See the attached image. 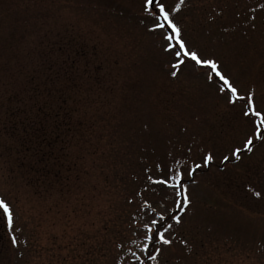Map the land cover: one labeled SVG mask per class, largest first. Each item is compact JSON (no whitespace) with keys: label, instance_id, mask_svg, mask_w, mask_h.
I'll list each match as a JSON object with an SVG mask.
<instances>
[{"label":"rangeland","instance_id":"rangeland-1","mask_svg":"<svg viewBox=\"0 0 264 264\" xmlns=\"http://www.w3.org/2000/svg\"><path fill=\"white\" fill-rule=\"evenodd\" d=\"M161 2L187 46L264 113V0ZM143 3L0 0V199L14 215L11 230L0 217V264H264V141L232 158L253 138L252 120L191 62L171 67ZM63 44L79 64L70 105L86 113L75 95L91 96L95 124L41 158L21 125L34 104L28 76L40 48ZM50 58L67 57L42 60ZM206 155L209 166L188 175ZM169 170L190 194L183 214L173 213L170 189L147 182ZM145 204L181 216L168 220L171 244L156 245V260L140 250L152 218Z\"/></svg>","mask_w":264,"mask_h":264},{"label":"snow or ice","instance_id":"snow-or-ice-1","mask_svg":"<svg viewBox=\"0 0 264 264\" xmlns=\"http://www.w3.org/2000/svg\"><path fill=\"white\" fill-rule=\"evenodd\" d=\"M180 3L183 4L184 0H180ZM142 10L153 20V27L150 30L159 33L162 42H166L161 45L162 51L174 57L171 67L179 70L181 66L187 67L189 62H191L193 67L205 74L206 79L210 83L216 84L218 92L228 96L230 104L235 106L239 103L244 109L242 115L252 120L254 124L253 138L247 139L242 147H237L232 152V158L239 161L242 154L252 151L256 140L264 141V113L255 108L254 95L251 93L241 95L231 80L222 73L218 63L212 59L202 58L198 52L191 50L187 46L182 36V30L175 24L172 13L166 9L161 0H144ZM175 11L178 12L179 7ZM172 75H177V72L173 71ZM212 159L211 155L204 156L202 163H196L195 167L189 170L187 174L192 175L197 169L208 167ZM229 159L230 157L228 156L224 157L225 162ZM162 177L153 178L152 176H148L147 182L151 185L163 186L166 189H170L173 193V203L175 205L173 213L177 211L181 214L185 213L191 205V199L188 189L184 186L183 174L180 171L169 170L168 173L162 172ZM144 207L152 213V218L144 224L145 246L140 250L141 252L148 253L149 259L156 260L160 251L156 245L167 246L171 244V240L166 238L165 235L173 227L171 223H168V220L179 224L181 216L175 214L169 216L157 215L152 205L145 204ZM0 217L4 219L7 227L11 230L14 223L13 211L11 206L3 199H0ZM13 243H16L14 239ZM149 244L152 246V250L149 249ZM153 251L156 254H153ZM133 256H135V253H133ZM136 260L139 261L140 258L136 257Z\"/></svg>","mask_w":264,"mask_h":264},{"label":"trees","instance_id":"trees-1","mask_svg":"<svg viewBox=\"0 0 264 264\" xmlns=\"http://www.w3.org/2000/svg\"><path fill=\"white\" fill-rule=\"evenodd\" d=\"M40 49V56L35 59L37 66L33 71H30L28 76L29 89L26 91L27 93L25 92L28 100H32L34 104L30 107L31 110L27 111L31 115L29 118H24L21 125L27 130H31V135L36 139L35 144H32V150L42 158L45 155V146L50 149L49 155L52 154L51 148L56 152L60 151V145L65 146L67 139V142H71V139L75 140L74 133L78 130L81 137L86 138V134L82 130L90 129V126L95 124L93 121L95 116H87V107L92 102L91 96L75 95V104H81L86 113L83 110L79 111V108L77 111L70 105L73 101L70 92L78 88V83H75L77 79L74 78V73H79L75 52L69 51L70 48L66 44L53 47L51 50L45 47ZM55 52L62 53L67 58L56 59V61H51V58L50 61L42 60L43 56L48 58L51 55L52 57ZM37 69L40 76L35 71ZM76 77L79 79V74ZM48 122L49 124H47ZM12 126L17 129V125ZM22 142L27 147L28 141L22 140ZM85 142L88 141L85 140ZM131 176L137 180L135 176ZM127 177L129 176L123 173L120 179L126 181Z\"/></svg>","mask_w":264,"mask_h":264}]
</instances>
